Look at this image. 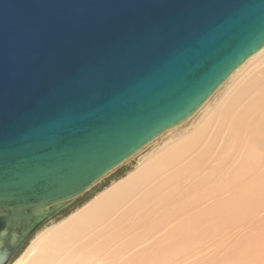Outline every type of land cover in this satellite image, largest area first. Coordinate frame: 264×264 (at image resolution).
<instances>
[{
    "label": "water",
    "instance_id": "obj_1",
    "mask_svg": "<svg viewBox=\"0 0 264 264\" xmlns=\"http://www.w3.org/2000/svg\"><path fill=\"white\" fill-rule=\"evenodd\" d=\"M264 48V0H0V264Z\"/></svg>",
    "mask_w": 264,
    "mask_h": 264
},
{
    "label": "bare ground",
    "instance_id": "obj_2",
    "mask_svg": "<svg viewBox=\"0 0 264 264\" xmlns=\"http://www.w3.org/2000/svg\"><path fill=\"white\" fill-rule=\"evenodd\" d=\"M262 50H264V48ZM262 50L259 52H262ZM259 52L256 54H259ZM256 54L253 55L251 58L256 56ZM251 58H249L242 66H244L247 62H249ZM240 68H238L236 71H238ZM236 71H234L233 74ZM208 100L197 110V112H199L205 106ZM217 118H218V125H217L216 134H219L220 131L225 130L228 136L224 140V144H223L224 148L228 153L226 156L227 161L218 162L213 166L195 167V168H192L193 167L192 161L186 162L185 164L181 163L180 169H178L180 171H177L178 173L179 172L180 173L178 174V178L175 179L177 176L176 170H174L175 172L171 173L168 167L173 165L179 159L183 158L184 155L186 154V149L185 148L177 149L175 147L174 150L176 151H174L172 147L170 148V147L160 146L161 148L158 147L160 148L159 150L157 148L152 152L153 155L150 156L148 154L150 157L146 159L147 161L146 160L143 161L144 164L142 163L143 165L139 167L140 169L138 171L133 173L134 175L132 174L127 175L126 178L122 179L123 181L122 180L118 181V182L122 181L123 183H118L117 185H115L114 190H110L107 195L106 194H104V196L100 195L101 197L103 196L105 199H107L106 202L102 201L104 200L102 199L101 203L104 205H106L107 203L108 206V203H110L108 200L109 198H111L112 195L113 197L115 194L119 195L122 193L130 195L128 192L132 191V189H134V191L139 190L140 188L144 189L145 185L148 186V184L151 183L149 182L150 180L154 181V177L153 178L151 177L154 175L153 171H151V169L148 171V169L150 168V163H152L155 159L154 155L157 154V158L159 159L162 158L163 153H165L164 154L165 156L171 154V159L170 158L166 159L167 156L163 158V162H161V159H159L160 163L161 164L164 163V164L159 165L160 163L158 164L156 163L157 161H155V165H157V167L155 165L153 166L155 169L158 168L159 172H160V167L168 168L170 174H167L168 171L165 174L161 173L162 175L158 177L159 180H156L158 181V183H156L155 181L156 183L154 184L155 187L153 185V187H151L150 189V187L148 188L146 186V188L148 189L144 192V195L142 196L140 195V197L144 196L145 199L148 197L150 199L153 198L156 204L157 205L159 204V214H161V216L163 215L165 220L163 221V223H165L167 219H169L168 223L170 220H176V222L178 221L175 226L169 228L171 229V231L169 230L170 232L168 231L169 233L165 231L167 233L166 236L168 235V239L167 241H165L166 246L164 248H166V250L169 249L170 251L168 250L167 256H165L166 252H164L165 255L163 258H161L162 262L166 260L167 261L166 263L170 264L171 263L170 259L173 258V260L175 259L174 262L178 263V261H181V263H183L188 260V258L191 256L193 252L197 253L199 250H204L208 245L210 247H213L215 252L218 253L219 241L217 238L222 236L221 235L222 232L227 231L223 229L230 226L235 227L236 225H245L250 221V219L253 220L254 222L255 216L259 212L264 210V67L254 76L250 77L247 81L241 84L234 91V93L224 101V103L221 105V107L218 110ZM185 122L184 123L182 122L181 124L175 126L172 129L178 128L179 126L185 124ZM207 124L208 122H206L203 125L202 129L199 131L200 133L203 132ZM170 130H167L166 132ZM158 138L154 139L153 141L157 140ZM234 157H237L236 162L233 161ZM147 173L149 174L150 178H146V176L148 177ZM154 176L156 177V175ZM179 176L186 177L188 178V180L190 179L193 180L198 176V179L200 180H198L199 182L198 190H196L195 188L196 185L194 187L195 189H193V186L189 187V185L192 184L185 185V187L188 188L186 189V191L184 190L185 191L184 197L180 199V200H184V202L183 203L180 202L181 205L176 206L177 200L173 201L175 199V196L177 195L176 181L184 180L186 182L185 178L181 180ZM195 180L196 179H194V181ZM170 183L174 186L173 190L167 189L168 187H171ZM150 185L152 186V184H149V186ZM181 186H183L182 183ZM185 187H181V188L183 189ZM181 188H179V190H181ZM165 189L171 192L169 193L168 191V193H166L167 195L162 194L166 191ZM194 190L196 191L194 192ZM158 196H163V197L160 199V197ZM142 200L144 199L142 198ZM210 200H212V203L208 205L207 202ZM173 202H175V204ZM137 203L138 202L132 204L131 208L133 205ZM165 203H167V205H165ZM171 203L172 205L174 204L172 207L173 209L170 207L172 206ZM90 204L92 205V203ZM93 204L97 205V203H93ZM102 204H100L99 207H101ZM96 205L93 206L96 207ZM104 205L102 207L107 210V208H105ZM93 206L89 211H85L84 213L78 212L80 214L77 215L76 217L72 215L71 217H74V219L70 221L69 225L65 224L60 229L57 228L58 230L49 231L47 233L48 235L46 234V236H50V239L52 238L54 240L51 239L48 245L46 246L43 245V247L41 248V251L45 255L44 256L38 255L37 257L34 256L35 258H32L27 264H48L49 260L51 259V255L48 254V250L52 246V244H55L54 241H57L56 239L59 238L58 236L63 235V233H67L68 230L66 229L70 230L71 227H73L74 223L78 222V220L79 222L82 223L86 218H87L86 220H88L87 217L88 214L89 215L90 213L94 214L95 212L94 210H96L95 207ZM102 207L101 210L103 212L104 209ZM134 207H136V205ZM97 213H99V211ZM99 214H102L101 211ZM93 216L95 217V215ZM93 216H92L93 218L92 223L95 224L96 217L94 218ZM158 217L159 216H157V218ZM159 219L160 218H158V220ZM158 220L156 219V221ZM82 223L80 224L82 225ZM84 224L87 227V224L85 222L83 223V225ZM110 225L114 226L116 225V223L113 222ZM158 226L160 227V225ZM86 227L73 230L74 233L73 238L79 236L84 231H86L87 230ZM245 227H247V225ZM162 239H164V237H162ZM59 242L60 241L58 240V246L61 247L63 243L59 245ZM234 244L235 245H233L232 247L229 246L230 248L225 249L222 255L219 256L218 258L215 259V257H212L211 262L199 261V262H194V264H264V218L261 219L260 222L258 221L256 230L255 229L251 230V233L248 234L247 237L244 238L243 236L242 240L240 239L239 242L236 243L234 242ZM33 246L29 248L31 251L36 248ZM30 250H28V254L30 253ZM159 253L160 252H158L157 255H159ZM172 253L174 254V256L169 257L167 260V257L169 255H173ZM155 258L152 259L155 260ZM164 263L165 262H163V264ZM157 264H160V262H157Z\"/></svg>",
    "mask_w": 264,
    "mask_h": 264
},
{
    "label": "rangeland",
    "instance_id": "obj_3",
    "mask_svg": "<svg viewBox=\"0 0 264 264\" xmlns=\"http://www.w3.org/2000/svg\"><path fill=\"white\" fill-rule=\"evenodd\" d=\"M263 67H264V50H262V52H259V54H256V56H254L253 58H251L249 62H247L244 66H242L223 85H221L199 112H195L196 114L194 113L195 115L193 114L190 118H188V121L187 120L186 122L184 121L185 124L179 126L178 128L163 133L162 136L160 135L161 137L159 136L160 138H158L153 142H150L148 145H146V147H143L140 151H138L136 154L130 157L127 162H125L123 165H120V167H117L114 171H112L106 177L101 179L88 191H86L84 194H82L77 199H75L72 202V204H70L68 207L58 212L47 222H45L42 226H40L37 229V231H35L19 247V249L11 257V259L7 264H24V263L27 264L32 258H35L38 255L44 256L45 254L41 251V248L43 247V245L45 246L48 245V243L52 239V238L50 239V236H46V234L49 231L58 230L57 228L60 229L65 224L69 225L70 221L73 220L74 217L80 214L78 212L84 213L85 211L91 210V207L93 205H96L93 203H97L96 207L95 206L93 207H95L97 212L99 211L100 213L101 211L102 214L97 213L96 210H94L95 211L94 214L89 212L90 215L88 214L87 216L88 220H86L87 218L85 220L83 219L84 221L82 220L83 223L85 222L87 224V227L85 224L83 225V223L79 222L78 220L79 223L75 222L73 227L70 226L71 227L70 230L66 229L68 230L67 233H63V235L58 236L60 239L57 238L56 239L57 241H54L55 244H52V246L48 250V254L51 255V259L49 260L48 264H157V262H160V264H163V262L166 263L167 262L166 260H164L163 262L161 261V258H163L165 255L164 252H166L165 256H167L168 254L167 252L169 250V249L166 250V248H164L166 246L165 241H167L168 239V235L166 236L167 234L166 232H168L169 230L171 231V229L169 228L175 226L178 221L176 222V220H170L169 221L170 225H169L168 223L169 219H167V221L163 223V221L165 220H164V216L163 215L161 216V214H159V204L157 205L156 202L153 200V198L150 199L148 197L145 199L144 196L140 197V195L141 196L144 195V192L149 187L151 189V187H153L154 184L158 183V181L156 180H159L158 177L163 173L165 174L168 171L167 174H170V171L171 173L175 172L174 170H176V172L180 171L178 169H180L181 163L185 164L186 162L192 161L193 163L192 168H195V167L213 166L218 162L227 161L226 156L228 153L223 146L224 140L228 137L227 133L225 130H222L220 131L219 134H216L217 125H218V118H217L218 110L221 107V105L224 103V101L229 96H231L241 84L247 81L250 77L254 76ZM206 122H208V124L204 128L203 132L200 133L199 131L202 129L203 125ZM160 146L170 147V148L172 147L173 150L175 149V147L177 149L185 148L186 154L184 155L183 158L179 159L173 165L168 167L170 171L168 170V168L160 167V172L158 168L155 169L153 167L155 165V161H157L156 163L159 164L160 163L159 159H161V162H163V158H165L166 156H167L166 159L167 158L171 159V154L165 156L164 155L165 153H163L162 158L159 159L157 158V154L154 155L155 159L157 158L158 160L154 159L153 161L154 163L150 161L152 163H150V168L148 169V171L151 169V171H153V174L156 175L157 177L156 178L154 175L151 176L152 178L154 177V181L153 180L149 181L151 182L149 184H152V186L151 185L149 186V184L147 183L148 186L147 185L144 186L145 190L143 188H140L139 190L136 191L132 189V191L128 192L130 195L125 193L119 195L117 194L118 196L115 194L114 197L112 195L111 198H109L108 200L110 202L108 203V206L107 203L106 205L101 203L102 199H104L102 201L105 202L107 201V199L103 197L104 194L107 195L110 190H114L115 185H117L118 183H123L122 179L126 178L127 175L129 174L134 175L133 173L138 171L140 169L139 167H141V165L144 164L143 161H145L151 155H153L152 152ZM160 148H158V150ZM233 161L236 162L237 157H234ZM162 164L160 163L159 165ZM155 166L157 167V165ZM179 173L177 172V176L175 179L178 178ZM147 175L148 177L146 176V178H150L148 173ZM179 177L181 178V180L185 178L187 183L184 180L176 181L177 195L175 196L174 200L172 199L173 201L177 200L176 206H180L181 205L180 202L182 203L184 202V200H180V199L184 197L185 191L188 188L185 187V185L192 184L189 185V187L193 186V189L196 188V190H198L199 187L198 180H200L198 179V176L194 178L196 179L195 181L194 179L188 180V178L186 177H182V176ZM120 180L122 181L118 182ZM181 183L183 186H181ZM146 186L148 188H146ZM171 187H168L167 189L173 190L174 186L172 184ZM181 187H185V188L182 189ZM179 188H181V190H179ZM167 189H165L166 191L164 190L165 192L163 191L164 193L162 194L168 193L169 190L167 191ZM196 190H194V192ZM170 192L171 191H169V193ZM100 195L103 196L101 197ZM158 197H160L161 199L163 196H158ZM142 198L144 200H142ZM136 202H138L137 204H135L136 207H134L135 205H133L132 206L133 209H132L131 205ZM90 203H92V205ZM167 203H165V205H167ZM173 203L175 204V202ZM211 203L212 200L207 202L208 205H210ZM100 204H102L101 207L104 205L105 208H107L108 210L107 211L102 207L104 211H106V212L103 211L104 214L101 210V207H99ZM173 205L170 207L172 208ZM72 215L74 217H71ZM93 215H95L96 217L95 224L92 223ZM157 216H159L158 217L160 218L159 220ZM263 218H264V210H262L255 216L254 222L253 220L250 219V221L245 225H236L235 227L230 226L223 229L227 231L221 233L222 236L220 237L222 238L220 237L217 238L219 241L218 253L215 252L213 247H210L208 245L204 250H199L197 253L193 252L187 261L183 263H181V261H178L177 263L174 262L175 259L173 260L172 258L170 259L171 262L170 264H175V263L194 264V262H199V261L211 262L212 257H215V259L218 258L219 256L222 255L225 249H228L233 245H235L234 242L235 243L239 242L240 239L241 240L243 239V236L244 238L247 237L248 234L251 233V230L254 229L256 230L258 221L260 222V220ZM156 219L158 221H156ZM113 222H115L116 225L114 226L110 225ZM80 223H82L83 227ZM158 225H160V227ZM246 225L247 227H245ZM85 227L87 228V230L85 229L86 231H84L79 236L73 238V234H74L73 230H77L78 228L80 229ZM162 237H164V239H162ZM58 240L60 241L59 245L63 243L61 247L58 246ZM32 246L36 248L31 251L29 248ZM28 250H30L29 254H28ZM158 252H160L159 255H157ZM173 256L174 254L169 255L167 257V260L169 257H173ZM152 258L153 259L155 258V260H153Z\"/></svg>",
    "mask_w": 264,
    "mask_h": 264
}]
</instances>
